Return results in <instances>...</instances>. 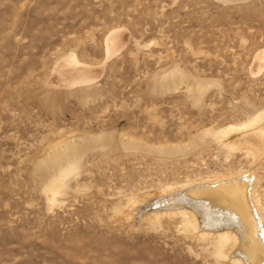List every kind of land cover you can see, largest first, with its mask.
Listing matches in <instances>:
<instances>
[{
  "label": "rangeland",
  "instance_id": "1",
  "mask_svg": "<svg viewBox=\"0 0 264 264\" xmlns=\"http://www.w3.org/2000/svg\"><path fill=\"white\" fill-rule=\"evenodd\" d=\"M234 184L264 249V0H0V264H264Z\"/></svg>",
  "mask_w": 264,
  "mask_h": 264
},
{
  "label": "bare ground",
  "instance_id": "2",
  "mask_svg": "<svg viewBox=\"0 0 264 264\" xmlns=\"http://www.w3.org/2000/svg\"><path fill=\"white\" fill-rule=\"evenodd\" d=\"M227 188L230 189L226 192H221L220 190H212L214 192L206 191L208 189L189 192L182 200L196 205L199 216L205 222L217 224L222 228L226 225H230L239 230L242 239H244V241H242L244 245L241 247V250L244 251L246 257H249L251 260H257V258L259 259L264 255V249L255 237L254 228L256 226L253 217L254 214L252 215L251 208L248 205L250 201L247 203L245 200V193L240 185L234 184ZM222 221H225L227 224L224 225ZM218 237L221 244L230 240L229 248L231 249L237 244V240L233 239L230 233L218 234ZM221 252L223 251L221 250ZM223 254H228V252H224Z\"/></svg>",
  "mask_w": 264,
  "mask_h": 264
}]
</instances>
